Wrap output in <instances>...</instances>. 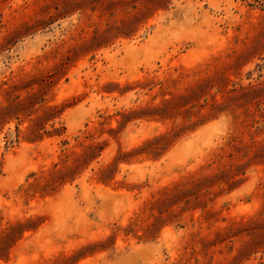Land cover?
<instances>
[{
    "label": "rangeland",
    "instance_id": "rangeland-1",
    "mask_svg": "<svg viewBox=\"0 0 264 264\" xmlns=\"http://www.w3.org/2000/svg\"><path fill=\"white\" fill-rule=\"evenodd\" d=\"M0 264H264V0H0Z\"/></svg>",
    "mask_w": 264,
    "mask_h": 264
}]
</instances>
